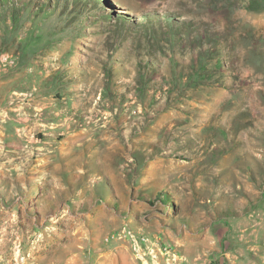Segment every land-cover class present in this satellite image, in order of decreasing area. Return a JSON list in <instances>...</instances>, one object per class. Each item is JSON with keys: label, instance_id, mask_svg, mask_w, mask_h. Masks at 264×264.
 <instances>
[{"label": "rangeland", "instance_id": "rangeland-1", "mask_svg": "<svg viewBox=\"0 0 264 264\" xmlns=\"http://www.w3.org/2000/svg\"><path fill=\"white\" fill-rule=\"evenodd\" d=\"M122 1L0 0V264H264V10Z\"/></svg>", "mask_w": 264, "mask_h": 264}, {"label": "trees", "instance_id": "trees-1", "mask_svg": "<svg viewBox=\"0 0 264 264\" xmlns=\"http://www.w3.org/2000/svg\"><path fill=\"white\" fill-rule=\"evenodd\" d=\"M116 1H119V2H122V0H116ZM101 3V2H100ZM102 4V3H101ZM3 7H5L3 9V20L5 21V24L7 26H11L13 25V27L16 29L17 28V25L18 24V21L16 22L15 18L12 19V21H8L9 17H8V10L9 8H11V3L10 2H6L4 5H2ZM247 7L250 9V10H257V11H261V10H264V0H251L249 1V4L247 5ZM40 12V10H37L36 13L38 14ZM25 16V14H24ZM126 16H129V15H126ZM110 18V17H109ZM99 19V18H98ZM118 22H120V24H123V26H126L128 25L129 28H132V30H136L138 28V30H144L143 28H141L143 26V22H134V20H131L130 18H127V17H124V16H121L118 17ZM149 20H152V19H149ZM169 18H166L165 22L167 21L168 25H165L167 27H165L164 25L160 26V30L159 31H156L158 30L155 25L153 23L152 24V28H147V32H152L150 33L152 35V38H159L160 36L162 38H167V42L171 43L172 46H174L175 44L179 43L180 41H182L184 38L183 36L180 34V30L184 27H188L190 24L186 23L184 25H178L174 22H172V20H170ZM21 27V25H20ZM193 31L196 30V29H192ZM82 32H84L83 29H81ZM40 35V34H39ZM39 35H34V33H31L30 36H27V37H24L26 38L27 40H25L24 38L22 39H19L20 40V43L24 44V45H27L29 47H32V48H36V45H33L36 41L39 42V40L42 39L41 35L39 38ZM150 35V36H151ZM149 36V38H150ZM204 38H206V41L208 42V44L210 45V47H208L207 49H204L203 45L200 44L201 40H203ZM212 38L209 37L207 34L202 36V35H199V38L196 39L198 40L199 44H200V52H199V62L198 64H194L192 65V71L193 73L200 77L201 78V75L202 74H206L207 70H208V61L210 60H215L214 64H213V68L215 71H221L222 68L219 66L221 65L220 64V59L218 56V51H217V48L219 47V45L221 44L220 42V38H217V42H215V44L212 43L213 40H211ZM220 44H219V43ZM222 45V44H221ZM209 77V76H208ZM264 196V194H263ZM160 198L162 200V202L164 204H168V203H172V201L170 200V196L169 194L167 193H163L160 195ZM173 204V203H172ZM174 206V205H173Z\"/></svg>", "mask_w": 264, "mask_h": 264}, {"label": "crops", "instance_id": "crops-1", "mask_svg": "<svg viewBox=\"0 0 264 264\" xmlns=\"http://www.w3.org/2000/svg\"><path fill=\"white\" fill-rule=\"evenodd\" d=\"M6 113L7 112L4 110V108H0V119H1L0 135H2L9 142V145L11 147H16V146L18 147L20 142L16 139L17 138L16 130H15L16 121H14L16 117L12 118L11 116H9L10 119L9 118L7 119L5 116L4 117L2 116V114L6 115ZM7 123H10V126L9 125L7 126L6 125ZM133 264H137V263L133 261Z\"/></svg>", "mask_w": 264, "mask_h": 264}, {"label": "bare ground", "instance_id": "bare-ground-1", "mask_svg": "<svg viewBox=\"0 0 264 264\" xmlns=\"http://www.w3.org/2000/svg\"><path fill=\"white\" fill-rule=\"evenodd\" d=\"M23 236V235H22ZM243 241V240H242ZM15 242V241H14ZM18 245V244H17ZM16 245V246H17ZM42 247H41V244L39 243V244H37V246H36V248L35 249H41ZM32 250H34V249H32ZM23 253V252H22ZM20 254H21V252H20V250H18L17 252H16V254H15V258H17L18 259V257L20 256ZM30 255H33V251L31 252V253H29L28 254V256H30ZM22 257V256H21ZM28 258L29 257H23V260L22 261H18V262H20L21 264H27V261H28ZM58 261V260H57ZM76 262V261H75ZM11 263V262H10Z\"/></svg>", "mask_w": 264, "mask_h": 264}]
</instances>
